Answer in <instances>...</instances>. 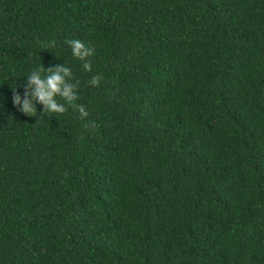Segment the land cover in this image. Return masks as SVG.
Segmentation results:
<instances>
[{
    "label": "trees",
    "instance_id": "1",
    "mask_svg": "<svg viewBox=\"0 0 264 264\" xmlns=\"http://www.w3.org/2000/svg\"><path fill=\"white\" fill-rule=\"evenodd\" d=\"M0 264H264V0H0Z\"/></svg>",
    "mask_w": 264,
    "mask_h": 264
},
{
    "label": "clouds",
    "instance_id": "2",
    "mask_svg": "<svg viewBox=\"0 0 264 264\" xmlns=\"http://www.w3.org/2000/svg\"><path fill=\"white\" fill-rule=\"evenodd\" d=\"M67 44L71 48L72 55L79 59H85L93 52V49L80 39H69ZM83 66L86 70L90 69L87 60H85ZM70 72V68L64 65L48 68L46 74H43L40 67L32 70L27 75V84L20 85L25 89L22 95L16 90L17 85L13 88V104L17 106L19 111L28 115H35L37 112V101L43 105L41 112L46 114L63 113L66 111L67 106L72 104L78 108L82 116H86L85 107L73 103L78 93L73 90L74 86L65 79ZM98 82L99 77L94 76L92 83L96 84ZM58 97H62L65 102H60Z\"/></svg>",
    "mask_w": 264,
    "mask_h": 264
}]
</instances>
